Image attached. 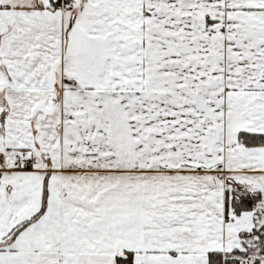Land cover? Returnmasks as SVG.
<instances>
[{
  "label": "snow or ice",
  "instance_id": "snow-or-ice-1",
  "mask_svg": "<svg viewBox=\"0 0 264 264\" xmlns=\"http://www.w3.org/2000/svg\"><path fill=\"white\" fill-rule=\"evenodd\" d=\"M0 264H264V0H0Z\"/></svg>",
  "mask_w": 264,
  "mask_h": 264
}]
</instances>
